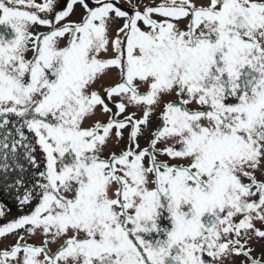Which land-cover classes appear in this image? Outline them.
I'll list each match as a JSON object with an SVG mask.
<instances>
[{"label": "snow or ice", "instance_id": "6c2138e0", "mask_svg": "<svg viewBox=\"0 0 264 264\" xmlns=\"http://www.w3.org/2000/svg\"><path fill=\"white\" fill-rule=\"evenodd\" d=\"M0 27V264H264V0H0Z\"/></svg>", "mask_w": 264, "mask_h": 264}, {"label": "flooded vegetation", "instance_id": "af4514ba", "mask_svg": "<svg viewBox=\"0 0 264 264\" xmlns=\"http://www.w3.org/2000/svg\"><path fill=\"white\" fill-rule=\"evenodd\" d=\"M39 2V0H38ZM0 31H3V28L0 27ZM0 202L2 203H5L10 209H11V212L8 214V216L6 217L5 219V222L7 220H11V219H14L16 218L18 215H20V212L18 211L17 209V206H16V202L14 201V199L12 198L11 195L5 193L4 191L0 190ZM15 242L14 238H9L7 240V245L10 246L11 244H13ZM35 243L36 244H39L40 243V239L39 238H36L35 240ZM7 246V247H8ZM4 249V248H3ZM2 250V249H0Z\"/></svg>", "mask_w": 264, "mask_h": 264}, {"label": "rangeland", "instance_id": "374dc122", "mask_svg": "<svg viewBox=\"0 0 264 264\" xmlns=\"http://www.w3.org/2000/svg\"><path fill=\"white\" fill-rule=\"evenodd\" d=\"M82 10H78L77 16H74L73 19H78L79 18V12ZM7 245V240L3 242V244H0V249L6 248Z\"/></svg>", "mask_w": 264, "mask_h": 264}]
</instances>
